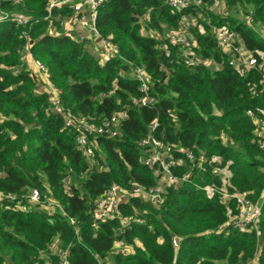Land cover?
I'll return each instance as SVG.
<instances>
[{"label": "trees", "instance_id": "16d2710c", "mask_svg": "<svg viewBox=\"0 0 264 264\" xmlns=\"http://www.w3.org/2000/svg\"><path fill=\"white\" fill-rule=\"evenodd\" d=\"M49 1L0 0L4 11L29 18L26 26L0 21V192L24 200L37 188L44 202L27 212L7 198L0 202V264H59L64 249L71 264H264V148L248 115L264 117L262 74L253 68L241 75L216 37L226 28L236 44L263 60L264 0H190L181 11L165 0H106L96 24L118 47L107 62L63 29L73 14L69 6L48 17ZM218 2L225 11L212 8ZM184 15L194 42L191 64L167 37L180 30ZM29 44L61 89L67 113L101 124L128 111L116 137H91L92 159L78 148L77 128L67 127L66 118L48 108L49 93L37 90L19 54ZM138 66L151 80V106L133 103L143 95L134 77ZM149 134L171 145L183 160L175 174L190 173V180L167 185L161 202L131 195L115 217H97L95 202L112 185L148 189L159 183L143 161L150 151L141 141ZM207 185L261 203L256 225H228L238 212L236 200L223 201ZM128 217L130 224H123Z\"/></svg>", "mask_w": 264, "mask_h": 264}, {"label": "built area", "instance_id": "2783aa9c", "mask_svg": "<svg viewBox=\"0 0 264 264\" xmlns=\"http://www.w3.org/2000/svg\"><path fill=\"white\" fill-rule=\"evenodd\" d=\"M19 1L20 0H15L17 3ZM105 1L106 0H50L46 6L48 17L51 16L53 9L56 7L69 6L73 10L72 16L69 17V19H73V24L68 34L75 40L85 41L93 45L95 50L99 52L102 62L110 61L118 55L117 45L113 43L110 37L102 36L96 24L99 9ZM165 3L171 8L181 11L189 5L190 0H165ZM2 20L13 21L22 26L28 25L29 22V18L25 15L4 11L0 2V21ZM247 23L252 25L253 17L251 15L248 16ZM188 25V17L184 15L181 20L180 30L170 32L167 37L171 43L182 46L181 51H184V54H182L183 61L187 64H191L192 61H194L193 54L195 51L193 49V39L187 32ZM216 37L219 45L231 54L229 59L230 65L234 66L241 75L247 74L253 68L257 69L262 74L261 81L264 84V59L259 60L257 56L250 54L242 44H236L233 35L226 28H218ZM19 54L24 63H27V68L30 72L35 70L36 77L40 75L46 79L47 85L50 86L45 90L50 96L48 108L54 113L60 114L66 118L67 127L77 128L76 142L78 148L87 158L92 159L95 153L92 136L102 135L113 138L119 134L123 121L128 117L127 110L114 113L111 117L104 119L101 124H92L86 119L73 117L65 111L62 105L61 89L56 88L51 83L47 66L34 58L30 49V44L19 51ZM166 54L167 56L171 55L170 52ZM31 74L36 79L34 73ZM134 77L138 80L143 95L141 97H134L133 103L144 106L153 105L156 99L154 96L150 95L149 84L151 80L146 69L143 66L136 67L134 70ZM248 115L254 119V122L258 126L256 129L257 134L261 136V147L264 148V117H256L252 110H248ZM156 127L157 121L152 124L151 130H154ZM141 142L150 151V153L143 158V161L146 165L153 167L154 174L159 177V183L148 189H144L139 185H133L131 189L122 187L119 184L112 185L104 196L95 202L97 217L106 219L115 217L120 202L122 200L126 201L131 195H140L155 203L161 202L163 199L162 193L167 185H179L190 180V173L182 177L175 174L173 167L182 164L183 160L175 156L172 152L171 145L164 143L152 134L146 136ZM186 157L193 160V152L187 151ZM65 180H67V178ZM204 189L212 194L220 192L225 202L229 198H234L236 200L238 212L229 219L228 225L239 229H250L256 225L262 212L261 203L253 201L242 193H229L226 190L222 191L214 185H207ZM6 198L12 201V207L14 209L24 212L29 211L30 205H37L40 208L44 207L41 193L37 188L31 189L30 193L23 197L24 200H19L16 194L4 195L0 192V202L5 201ZM47 203L52 206H58L55 205L56 203L52 199H48ZM71 221L74 223L75 219L71 218ZM121 221L123 224L128 225L131 222V218H123ZM138 222L142 223L143 220L138 219ZM172 242L176 248H179L180 242L177 237H173ZM52 250L54 251L56 248L52 247ZM59 255L61 257L59 264H71L68 260V249L62 250L59 252ZM103 264L112 263L107 261L103 262Z\"/></svg>", "mask_w": 264, "mask_h": 264}, {"label": "rangeland", "instance_id": "374dc122", "mask_svg": "<svg viewBox=\"0 0 264 264\" xmlns=\"http://www.w3.org/2000/svg\"><path fill=\"white\" fill-rule=\"evenodd\" d=\"M191 1H197V2L201 3L200 0L199 1L198 0H191ZM212 8L216 12H222V11H225V4L223 2H218V3H215ZM193 22L195 23L194 20H193ZM72 24H73V19H69V17H68V18H66L65 20L62 21L61 25L63 26V29L69 33L71 31V29H72ZM43 90H45V86H43ZM223 172L225 174H227V172L225 170ZM117 247H121L122 249H125L121 245H119ZM254 263H256V260L251 261L248 264H254Z\"/></svg>", "mask_w": 264, "mask_h": 264}, {"label": "crops", "instance_id": "0c3cea01", "mask_svg": "<svg viewBox=\"0 0 264 264\" xmlns=\"http://www.w3.org/2000/svg\"><path fill=\"white\" fill-rule=\"evenodd\" d=\"M16 23V22H15ZM17 24V23H16ZM19 25V24H18ZM68 33V32H67ZM91 46V48L90 49H95L94 48V46L93 45H90ZM26 65H27V63H26ZM27 67H28V65H27ZM31 73H34V75H35V77H36V74H35V70H32V72ZM38 80V82H37V80ZM36 79H35V81H36V83H37V90L39 91V92H43V91H45V90H47L50 86L49 85H47V81H46V79H44L43 77H41L40 75H38L37 77H36ZM43 86H45V90H43Z\"/></svg>", "mask_w": 264, "mask_h": 264}]
</instances>
